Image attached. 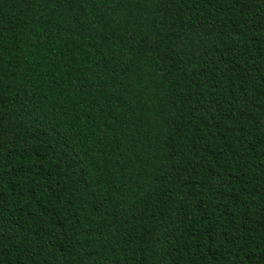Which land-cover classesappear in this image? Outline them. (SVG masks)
Returning <instances> with one entry per match:
<instances>
[{
  "label": "trees",
  "instance_id": "obj_1",
  "mask_svg": "<svg viewBox=\"0 0 264 264\" xmlns=\"http://www.w3.org/2000/svg\"><path fill=\"white\" fill-rule=\"evenodd\" d=\"M0 264H264V0H0Z\"/></svg>",
  "mask_w": 264,
  "mask_h": 264
}]
</instances>
